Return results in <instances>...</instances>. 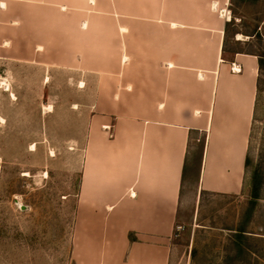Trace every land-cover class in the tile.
<instances>
[{"label": "crops", "instance_id": "obj_1", "mask_svg": "<svg viewBox=\"0 0 264 264\" xmlns=\"http://www.w3.org/2000/svg\"><path fill=\"white\" fill-rule=\"evenodd\" d=\"M112 1L113 15L75 16L72 0H49L43 16L41 0H0V25L17 21V35L1 39H16L24 61L46 52L68 62L81 51L88 105L74 263L169 264L187 152L199 134L198 193L245 189L258 58L225 56L218 9L227 0Z\"/></svg>", "mask_w": 264, "mask_h": 264}, {"label": "rangeland", "instance_id": "obj_2", "mask_svg": "<svg viewBox=\"0 0 264 264\" xmlns=\"http://www.w3.org/2000/svg\"><path fill=\"white\" fill-rule=\"evenodd\" d=\"M41 1L47 16L46 4L53 3ZM72 1L75 16L114 14L112 0H90L87 6ZM218 13L228 22L226 57L234 50L264 55V0H227ZM58 26L65 30L64 23ZM7 30L17 35V21L0 25V264H75L71 250L88 105L81 51L71 50L68 62H51L46 52L24 61L16 39H1ZM260 90L249 152L264 161V71ZM197 144L193 140L188 153L169 264H264V186L238 237L251 202L248 180L236 195L198 193Z\"/></svg>", "mask_w": 264, "mask_h": 264}, {"label": "trees", "instance_id": "obj_3", "mask_svg": "<svg viewBox=\"0 0 264 264\" xmlns=\"http://www.w3.org/2000/svg\"><path fill=\"white\" fill-rule=\"evenodd\" d=\"M227 27H228V22L225 27V33L227 31ZM225 50L226 49L223 47V51ZM257 58H258L259 78H258L257 91H256V97H255L253 120H252V125H251L250 136H249V145H248V150H247V154L245 158L244 181H243V184H244L246 179L248 180L249 187H250L251 202H250L249 208L247 209L243 222L238 226L236 230L238 237H242L245 234L246 223L250 220L252 211L255 205L257 204V201L261 198V189L264 186V161L261 158L262 154L259 155L257 159H254L250 155V152H249L250 151V141L253 135L254 121H255L257 109H258V102L261 98L260 72L264 71V55L257 54ZM204 139H205L204 136L198 139L197 149L194 151L193 172L196 173V177H198V173L200 169L201 157H202V152H203V147H204ZM184 169H185L184 170L185 173H183V176L186 174V172H188V152H187ZM129 238L131 240L134 239L132 234H129ZM240 251H241V248L237 245V252L239 253Z\"/></svg>", "mask_w": 264, "mask_h": 264}, {"label": "built area", "instance_id": "obj_4", "mask_svg": "<svg viewBox=\"0 0 264 264\" xmlns=\"http://www.w3.org/2000/svg\"><path fill=\"white\" fill-rule=\"evenodd\" d=\"M224 11V10H223ZM227 18V17H226ZM231 70L233 71V72H237V71H239V68L238 67H236V66H234V65H232L231 66ZM181 227L180 226H176V229L177 230H179Z\"/></svg>", "mask_w": 264, "mask_h": 264}, {"label": "bare ground", "instance_id": "obj_5", "mask_svg": "<svg viewBox=\"0 0 264 264\" xmlns=\"http://www.w3.org/2000/svg\"><path fill=\"white\" fill-rule=\"evenodd\" d=\"M3 86V85H2ZM4 86H7V84H4Z\"/></svg>", "mask_w": 264, "mask_h": 264}]
</instances>
